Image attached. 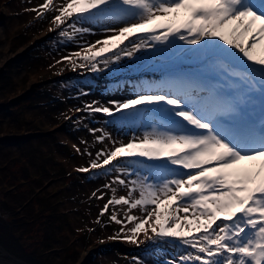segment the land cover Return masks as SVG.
<instances>
[{"label": "snow or ice", "instance_id": "1", "mask_svg": "<svg viewBox=\"0 0 264 264\" xmlns=\"http://www.w3.org/2000/svg\"><path fill=\"white\" fill-rule=\"evenodd\" d=\"M31 10L57 13L52 23L66 26L67 40L91 31L80 20L124 21L63 57L73 69L97 72L142 50L179 55L196 46L210 75L177 72L111 106L86 105L124 122L144 118L142 108L152 115L140 135L113 141L78 170L115 171L113 182L128 188L101 212L128 206L124 219L110 217L122 225L121 239L192 249L166 264H264V0H45ZM128 159L148 174L122 166ZM138 207L143 214H131Z\"/></svg>", "mask_w": 264, "mask_h": 264}, {"label": "rangeland", "instance_id": "2", "mask_svg": "<svg viewBox=\"0 0 264 264\" xmlns=\"http://www.w3.org/2000/svg\"><path fill=\"white\" fill-rule=\"evenodd\" d=\"M44 2L0 0V74L6 72L11 77L8 83L0 82V146L4 145L0 156L6 158L3 152L7 146L13 155L21 151L23 141L33 140L31 147L40 149L42 153L40 168H36L35 173L31 172L32 179L37 182L34 189L38 190L41 184H45L43 189L54 196L55 209L69 219V228L56 240L52 258L44 263L35 260V263L136 264L139 258L143 264H166L168 260L178 259L192 249L169 245L154 258L155 244L145 242L137 245L120 238L124 235L120 232L122 225L110 217L115 213L124 219L127 205L111 204L101 215L105 204L114 195H128L126 186L113 182L118 173L108 169L78 170L88 167L97 152L111 148L113 141L127 142L133 134L140 135L151 122L152 113L142 108L145 117L131 123L120 120L119 114L110 117L90 112L86 105L111 106L110 102L119 101L120 95L126 91L132 90L134 94L140 91L134 90L133 82L141 80L147 85L158 83L177 72L210 75L206 62L195 54L196 46H185L191 47L193 52L178 55L174 51L142 50L134 58L125 57L102 71L73 69L67 60H62L63 57L80 50L85 43L103 38L109 34L107 28L119 27L124 21L108 17L80 20L78 26L91 31L67 40L60 35L66 26L55 27L52 23L57 13L46 11L38 16L31 10ZM60 2L56 0V3ZM71 72L80 74L67 75ZM57 74L67 76L52 79ZM156 74L161 78H156ZM98 77L112 80L102 84ZM147 78L152 80H145ZM26 95L29 99L24 101ZM140 123L141 126L138 125ZM105 133L108 134L106 139L99 141L97 137ZM3 159L0 158V167L4 165ZM121 165L131 166L141 175L148 174L146 166L135 159L123 160ZM30 167L34 165L30 164ZM134 178L126 177L128 180ZM3 190L0 189V196ZM101 194L102 199L98 198ZM133 195L138 196V193ZM1 210H4L2 202ZM131 214L141 216L143 213L138 207L132 209ZM126 227H132V224L126 222ZM20 250L14 243L7 249L0 244V256L10 259L14 256L16 261H25Z\"/></svg>", "mask_w": 264, "mask_h": 264}, {"label": "trees", "instance_id": "3", "mask_svg": "<svg viewBox=\"0 0 264 264\" xmlns=\"http://www.w3.org/2000/svg\"><path fill=\"white\" fill-rule=\"evenodd\" d=\"M10 80L6 72L0 74V82L8 83ZM26 99L29 96L26 95L23 100ZM32 141L30 138L23 141L19 154L11 155V148L7 146L3 152L6 158L0 156L4 160V165L0 167V189H4L0 196L4 209L1 210L3 213L0 212V244L6 249L12 243L17 244L21 248L20 256L36 264L35 260L44 263L52 258L56 240L69 228V219L55 209L52 194L43 188L39 191L34 189L37 182L32 179L31 172L35 173L40 168L42 153L40 149L31 147ZM3 146H0V151ZM30 164L34 167L31 168ZM29 238L32 240L28 242Z\"/></svg>", "mask_w": 264, "mask_h": 264}, {"label": "water", "instance_id": "4", "mask_svg": "<svg viewBox=\"0 0 264 264\" xmlns=\"http://www.w3.org/2000/svg\"><path fill=\"white\" fill-rule=\"evenodd\" d=\"M1 71H2V69H0V72ZM140 75H141V73L140 74H137V76H140ZM64 76L65 75H60V76L58 75V77H64ZM155 77L158 78L157 75H155ZM100 82L104 84V83H106L108 81L107 80H102ZM133 85H135V88H136L134 90H140L143 86H145V84H142V80H141V82H133ZM45 187H46L45 184L43 186L41 185V188H45ZM41 188H39V189H41ZM3 251H4V249H3ZM16 260L17 259L14 256H11V259L10 258H5L3 255L0 256V264H30V263L25 262L24 260L23 261H20V262L19 261H16Z\"/></svg>", "mask_w": 264, "mask_h": 264}, {"label": "bare ground", "instance_id": "5", "mask_svg": "<svg viewBox=\"0 0 264 264\" xmlns=\"http://www.w3.org/2000/svg\"><path fill=\"white\" fill-rule=\"evenodd\" d=\"M145 80H152V79H151V78H150V79L147 78V79H145ZM142 82H143V81H142ZM123 93H124V92H123ZM134 95H135V94H134V91H132V90H131L130 92H127V91H126V93H125L124 95H123V94L120 95V100H119V101L122 102V101H124V100H126V99H128V98H131V97L134 96ZM138 125L141 126L142 124L140 123V124H138ZM140 126H139V127H140ZM136 134H137V133H136Z\"/></svg>", "mask_w": 264, "mask_h": 264}, {"label": "flooded vegetation", "instance_id": "6", "mask_svg": "<svg viewBox=\"0 0 264 264\" xmlns=\"http://www.w3.org/2000/svg\"><path fill=\"white\" fill-rule=\"evenodd\" d=\"M169 245L171 246V242L167 243V245H164V247H163V251H161V250L158 249V248H155V249L153 250V252L155 253V254L153 255V257L155 258V257L157 256V254H160V252H164V251L166 250V248L169 247ZM145 248H146V247H144L143 251H145Z\"/></svg>", "mask_w": 264, "mask_h": 264}]
</instances>
